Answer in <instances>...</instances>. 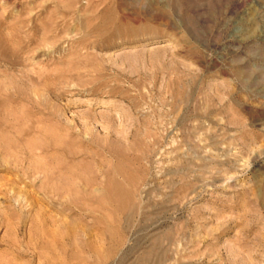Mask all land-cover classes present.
<instances>
[{"label": "rangeland", "instance_id": "rangeland-1", "mask_svg": "<svg viewBox=\"0 0 264 264\" xmlns=\"http://www.w3.org/2000/svg\"><path fill=\"white\" fill-rule=\"evenodd\" d=\"M0 264H264V0H0Z\"/></svg>", "mask_w": 264, "mask_h": 264}]
</instances>
